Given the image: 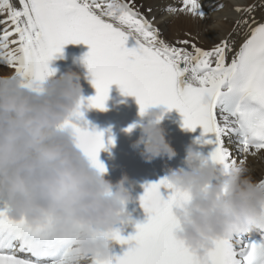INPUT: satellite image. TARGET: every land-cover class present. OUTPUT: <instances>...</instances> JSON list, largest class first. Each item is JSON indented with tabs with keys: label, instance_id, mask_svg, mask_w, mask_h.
Returning <instances> with one entry per match:
<instances>
[{
	"label": "snow or ice",
	"instance_id": "obj_1",
	"mask_svg": "<svg viewBox=\"0 0 264 264\" xmlns=\"http://www.w3.org/2000/svg\"><path fill=\"white\" fill-rule=\"evenodd\" d=\"M16 2L19 7L12 0H0V16L7 13V20L0 19V24L11 27L0 29V63L14 69L25 87L41 90L56 71L50 62L65 45L89 46L83 62L96 95L87 101L82 98L74 120L65 121L62 127L71 129L77 146L100 173L106 172L99 159L101 150L106 149L104 132L89 130L82 109L86 104L106 110L113 84L124 96L136 98L141 115L156 105L165 111L178 110L185 129H202L197 143L212 146L206 158L226 173L238 165L225 146L226 139L234 137L245 157L264 151V22L251 15L255 5L234 7L236 12L248 14L235 22L246 29V39L238 50L234 51L229 41H222L211 50L192 44V51H188L160 39L134 0ZM178 10L206 16L201 0H180ZM167 11L177 8L169 6ZM129 39L135 42L134 47H126ZM10 45L15 47L10 49ZM108 144H114L113 137L109 136ZM258 182L264 185V178ZM144 188L140 204L147 213L146 221L136 224L134 235L124 237L119 229L107 234L129 246L123 255L112 254L104 264H264V226L217 238L197 255L174 235L177 222L172 209L189 200L190 194L176 188L167 177ZM8 208L6 201L0 203V264H79L83 259L101 264L82 257L75 238L56 247L50 222L33 225L14 219Z\"/></svg>",
	"mask_w": 264,
	"mask_h": 264
},
{
	"label": "clouds",
	"instance_id": "obj_2",
	"mask_svg": "<svg viewBox=\"0 0 264 264\" xmlns=\"http://www.w3.org/2000/svg\"><path fill=\"white\" fill-rule=\"evenodd\" d=\"M81 77L73 71L50 76L40 91L25 87L15 73L0 76V199L17 220L50 222L56 247L75 238L79 254L108 261L107 235L128 218L131 192L127 176L113 184L77 146L65 121L81 103ZM167 111L152 106L133 124V143L146 162L173 159L177 153L161 126ZM186 169L170 170L169 182L190 194L173 207L175 237L202 255L217 238L264 226V185L242 165L225 172L189 147ZM79 264H89L83 259Z\"/></svg>",
	"mask_w": 264,
	"mask_h": 264
},
{
	"label": "bare ground",
	"instance_id": "obj_3",
	"mask_svg": "<svg viewBox=\"0 0 264 264\" xmlns=\"http://www.w3.org/2000/svg\"><path fill=\"white\" fill-rule=\"evenodd\" d=\"M14 6L19 7L16 0H12ZM137 10L146 18L154 29L158 30L160 39L164 40L169 45L186 48L188 51H192L191 45L195 44L204 50H211L217 44L222 41H229L233 45L234 51L238 50L240 45L246 39L245 30L236 25V21L241 18H248V14H241L234 10L236 5L251 6L255 5V11L251 14L258 22H264V0H201L202 6L206 12L204 18L192 16L186 12L179 11L180 0H134ZM223 4V8H217L218 4ZM169 6L177 8L175 12H169L167 9ZM187 20L185 22V19ZM0 19L7 20V13L5 12ZM8 28L11 30L9 24H0V29ZM11 37L10 39H15ZM187 40V45L180 44L178 42ZM10 49L15 45H10ZM83 71L82 75L86 77L90 76L87 65L82 62ZM74 72V71H73ZM14 73V69L0 63V76L11 75ZM91 77V76H90ZM82 98L87 101L85 93L88 91V83L83 84ZM119 93L117 88H114L109 98L106 101V110H99L97 108H89L85 104L82 109L84 111V117L86 121H92L102 118L109 107L116 101V96ZM135 102L137 108L139 105L134 96H130ZM125 102V99H121ZM121 114H129L124 111ZM136 113H132L135 115ZM231 140L226 139L225 142ZM232 153L233 158L237 159V164L240 160H244L243 167L248 169L252 179L259 181L264 178V151L249 154L246 157L239 151V145L226 146ZM128 156V153L123 155ZM148 163L145 161V168Z\"/></svg>",
	"mask_w": 264,
	"mask_h": 264
},
{
	"label": "rangeland",
	"instance_id": "obj_4",
	"mask_svg": "<svg viewBox=\"0 0 264 264\" xmlns=\"http://www.w3.org/2000/svg\"><path fill=\"white\" fill-rule=\"evenodd\" d=\"M187 20H190V21H191V19L186 18V19H185V22H187Z\"/></svg>",
	"mask_w": 264,
	"mask_h": 264
}]
</instances>
